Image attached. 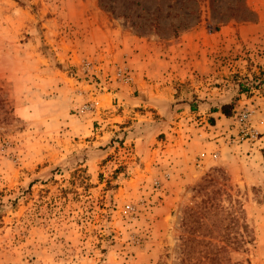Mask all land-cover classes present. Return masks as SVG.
I'll use <instances>...</instances> for the list:
<instances>
[{"label": "rangeland", "instance_id": "obj_1", "mask_svg": "<svg viewBox=\"0 0 264 264\" xmlns=\"http://www.w3.org/2000/svg\"><path fill=\"white\" fill-rule=\"evenodd\" d=\"M187 237L264 264V0H0V264Z\"/></svg>", "mask_w": 264, "mask_h": 264}, {"label": "trees", "instance_id": "obj_2", "mask_svg": "<svg viewBox=\"0 0 264 264\" xmlns=\"http://www.w3.org/2000/svg\"><path fill=\"white\" fill-rule=\"evenodd\" d=\"M243 89V88H242ZM2 103H5V99L1 98ZM228 105H224L223 109H221L225 114V107ZM191 238L187 237L182 240V260L181 262L184 264H189V261L192 258V250L194 249V245L190 243ZM197 244H200L201 249L203 251V257L208 258L211 262H215L217 257H219L222 252L228 249V246L238 247L237 243H225V244H218L212 243L210 241H205L204 239L200 240ZM202 260V259H201ZM202 262H205L202 260Z\"/></svg>", "mask_w": 264, "mask_h": 264}, {"label": "crops", "instance_id": "obj_3", "mask_svg": "<svg viewBox=\"0 0 264 264\" xmlns=\"http://www.w3.org/2000/svg\"><path fill=\"white\" fill-rule=\"evenodd\" d=\"M137 59H138V61H137ZM137 59L134 57L132 60H134V62L137 61V65L135 66V68H139V69H138V71L136 70L135 73H136V76L138 79L140 76H142V73H144V71H142V57H139ZM139 84H142V81Z\"/></svg>", "mask_w": 264, "mask_h": 264}]
</instances>
